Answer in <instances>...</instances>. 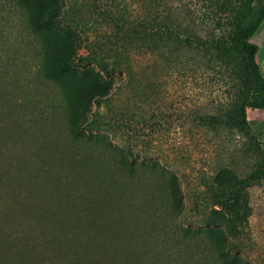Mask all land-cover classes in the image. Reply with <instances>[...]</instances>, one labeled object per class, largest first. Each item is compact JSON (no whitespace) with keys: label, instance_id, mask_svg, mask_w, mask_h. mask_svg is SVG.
<instances>
[{"label":"rangeland","instance_id":"obj_1","mask_svg":"<svg viewBox=\"0 0 264 264\" xmlns=\"http://www.w3.org/2000/svg\"><path fill=\"white\" fill-rule=\"evenodd\" d=\"M31 1L37 14L53 6V0ZM63 5L62 21L83 36L79 51L97 55L91 63L113 76L111 93L93 102L87 116L101 144L113 145L114 156L127 161H153L172 171L183 201L181 225L208 223L225 260L264 264V176L238 190L234 209L227 203L234 200L233 182L264 157V109L247 108L249 134L203 121L200 114L215 113L231 94V80L217 62L208 68L197 60L176 63L154 45L146 52L136 42L128 45L127 56L106 51L107 35L113 39L116 33L113 19L123 7L134 9L137 0H63ZM44 36L51 39L52 32ZM37 38L21 1L0 0V264H66L76 254L81 256L76 264H87L90 236L109 250L119 249V264H183L179 246L163 233L162 222L150 217L152 206L141 195L134 199L129 193L118 213L105 209L109 181L98 160L114 156L86 152L87 147L57 132L50 118L35 114L58 95L39 69ZM249 40L258 46L264 75V19ZM123 167L111 166L127 173ZM111 217L117 236L109 233ZM145 242L154 243L160 260L142 253ZM98 260L89 264H103L101 256Z\"/></svg>","mask_w":264,"mask_h":264},{"label":"trees","instance_id":"obj_2","mask_svg":"<svg viewBox=\"0 0 264 264\" xmlns=\"http://www.w3.org/2000/svg\"><path fill=\"white\" fill-rule=\"evenodd\" d=\"M19 1L25 7L30 31L40 37L37 38L39 69L43 78L58 88V95L50 96L51 102L44 108L35 109V114L40 120L42 117L50 118L53 124L56 123L54 127L58 126L57 132L69 137L71 144L87 147L86 152L93 149L92 152L104 155L111 153L114 156L109 149L114 146L110 143L101 144L100 134L92 131L93 119L87 117L92 112L91 104L107 99L111 93L113 76L106 68L97 69L91 63L96 61L97 55L79 51L84 45L83 36L75 25L62 21L63 0H53V6L47 8L44 15L36 13L31 0ZM192 1L198 4L196 8L171 0H137L134 9L123 7L113 19L116 33L113 39L107 35L110 46H107L106 51L113 50L117 55L127 56L128 45L136 42L138 48L146 52L150 45H154L161 55L167 52L176 63L185 60V64L189 60H197L202 68H208L214 65L213 61L217 62L215 64L223 67L231 80V94L215 113L204 112L200 118L214 125L249 134L247 108L264 109V75L256 59L258 46L249 40L264 19V0ZM48 30L52 32L51 39L44 36ZM85 128L89 131L86 135ZM81 142L85 146L80 145ZM98 162L105 164V178L109 181L105 209L118 213L119 203L128 198L129 193L134 199L141 195L152 206L150 217L162 222L163 233L169 234L172 242L179 246L178 254L183 264H237L236 257L225 260L222 244L216 240L214 228L208 223L206 227L181 225L179 215L183 201L178 194L180 189L172 171L159 167L153 161L136 158L127 161L119 154L112 161L106 157ZM112 164L117 170L127 166V173L114 171ZM263 176L264 157L250 172L233 182L237 189L233 191L234 200L227 201L229 206L233 209L236 207L238 190L257 182ZM113 222L116 223L111 217L109 233L117 236L119 234L111 226ZM95 238L90 236L85 244L89 261L97 262L101 256L103 264H106L105 260L107 264H119L122 260L117 256L120 250H109L104 247L103 241L97 239L96 243ZM166 241L163 239L160 243L163 245ZM146 242L142 244L145 249L142 253H150L152 257L157 252L152 251L155 241L147 245ZM223 242L224 247L229 248L226 241ZM125 254V260L128 261L129 251ZM154 256L155 261L160 260L159 254ZM80 258L76 254L66 264H76ZM89 261L84 262L89 264Z\"/></svg>","mask_w":264,"mask_h":264}]
</instances>
